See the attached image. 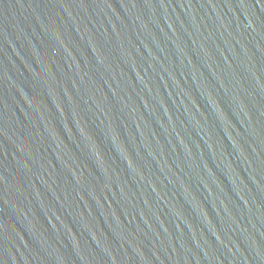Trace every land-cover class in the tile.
I'll return each instance as SVG.
<instances>
[{"label":"water","instance_id":"95a60500","mask_svg":"<svg viewBox=\"0 0 264 264\" xmlns=\"http://www.w3.org/2000/svg\"><path fill=\"white\" fill-rule=\"evenodd\" d=\"M0 264H264V0H0Z\"/></svg>","mask_w":264,"mask_h":264}]
</instances>
